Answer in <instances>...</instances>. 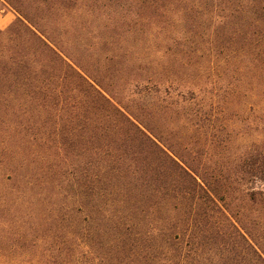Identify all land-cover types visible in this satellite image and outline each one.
<instances>
[{
	"label": "trees",
	"instance_id": "1",
	"mask_svg": "<svg viewBox=\"0 0 264 264\" xmlns=\"http://www.w3.org/2000/svg\"><path fill=\"white\" fill-rule=\"evenodd\" d=\"M1 1L18 13L0 29L1 170L40 219L59 227L71 197L83 216L42 264H264V0ZM210 15L206 42L240 63L225 99L181 30Z\"/></svg>",
	"mask_w": 264,
	"mask_h": 264
},
{
	"label": "rangeland",
	"instance_id": "2",
	"mask_svg": "<svg viewBox=\"0 0 264 264\" xmlns=\"http://www.w3.org/2000/svg\"><path fill=\"white\" fill-rule=\"evenodd\" d=\"M22 2L28 4L30 0H22ZM17 17L18 13L14 7L4 1L0 2L1 30L15 22ZM214 20H219V18L214 16ZM211 22L212 15L208 19L199 18L194 26L184 23L181 30H185L189 37L187 48L193 66L192 76L198 82L206 84L207 89L216 95V99H225L229 93V88L240 77L237 71L240 63L238 59L225 56L223 51L214 54V50L206 42V34L209 32V28H212ZM226 39L227 37H225ZM182 48L183 46L178 47L179 50ZM253 52H256V49ZM260 54L264 55V52ZM262 59L264 60V56ZM226 115L229 116L230 111ZM254 136L252 135L251 138ZM2 161L0 160V163ZM1 168L0 264H42L48 254L45 251L48 243L60 244L64 241L66 245H74L80 242V226L83 216L82 212L77 210V205L71 199L72 197L69 200L61 197L56 200L45 199L43 201V207L48 210L51 205H56V202L59 204L66 200L67 207L62 212V224L55 227L50 222L38 217L41 205L36 203L33 193H21V184L18 179L11 176L8 169L1 170ZM30 173L29 170L24 169L21 176L26 178ZM66 210L71 214H67ZM73 251H69V254H75Z\"/></svg>",
	"mask_w": 264,
	"mask_h": 264
}]
</instances>
